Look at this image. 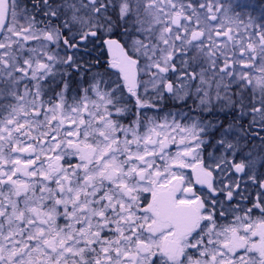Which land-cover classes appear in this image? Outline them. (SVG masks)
<instances>
[{"label": "snow or ice", "instance_id": "obj_1", "mask_svg": "<svg viewBox=\"0 0 264 264\" xmlns=\"http://www.w3.org/2000/svg\"><path fill=\"white\" fill-rule=\"evenodd\" d=\"M0 264H264V0H0Z\"/></svg>", "mask_w": 264, "mask_h": 264}]
</instances>
